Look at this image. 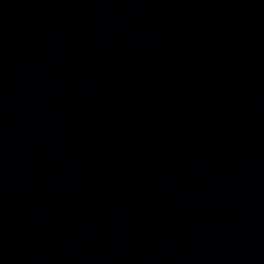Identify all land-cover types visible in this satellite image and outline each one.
<instances>
[{
	"label": "water",
	"instance_id": "1",
	"mask_svg": "<svg viewBox=\"0 0 264 264\" xmlns=\"http://www.w3.org/2000/svg\"><path fill=\"white\" fill-rule=\"evenodd\" d=\"M0 264H264V0H0Z\"/></svg>",
	"mask_w": 264,
	"mask_h": 264
}]
</instances>
